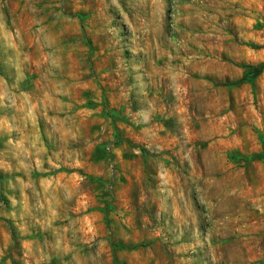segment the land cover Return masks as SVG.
<instances>
[{
  "label": "rangeland",
  "instance_id": "374dc122",
  "mask_svg": "<svg viewBox=\"0 0 264 264\" xmlns=\"http://www.w3.org/2000/svg\"><path fill=\"white\" fill-rule=\"evenodd\" d=\"M263 62L264 0H0V264H264Z\"/></svg>",
  "mask_w": 264,
  "mask_h": 264
},
{
  "label": "trees",
  "instance_id": "16d2710c",
  "mask_svg": "<svg viewBox=\"0 0 264 264\" xmlns=\"http://www.w3.org/2000/svg\"><path fill=\"white\" fill-rule=\"evenodd\" d=\"M264 72V62L258 65L245 66V71L241 78L230 83L232 86H240L246 83L253 84L255 80ZM239 156V157H237ZM236 158L245 160L246 162L262 161L264 162V146L260 152L252 153L248 156L237 155Z\"/></svg>",
  "mask_w": 264,
  "mask_h": 264
}]
</instances>
